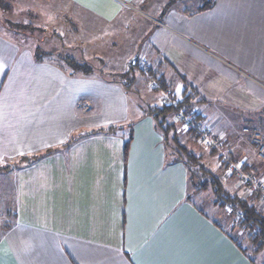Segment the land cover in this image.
<instances>
[{"label": "crops", "instance_id": "obj_1", "mask_svg": "<svg viewBox=\"0 0 264 264\" xmlns=\"http://www.w3.org/2000/svg\"><path fill=\"white\" fill-rule=\"evenodd\" d=\"M0 2V264H252L215 204L213 219L195 200L149 112L158 97L195 92L223 154L254 159L244 129L222 123L235 111L264 130V0ZM90 56L135 82L138 58L165 83L156 104L141 109L124 82L66 61Z\"/></svg>", "mask_w": 264, "mask_h": 264}, {"label": "trees", "instance_id": "obj_2", "mask_svg": "<svg viewBox=\"0 0 264 264\" xmlns=\"http://www.w3.org/2000/svg\"><path fill=\"white\" fill-rule=\"evenodd\" d=\"M210 3L212 4V0H210ZM209 8L210 7L206 9ZM66 61L76 73H95L94 65L90 63L77 62L74 59H67ZM136 67H139V63H137L135 67H131V71L135 70ZM143 70L150 75V80L152 83H155L154 81H157V84H155L158 86V90H161L162 86H165V83L162 81V79H156L155 74H153L151 70ZM101 73L104 74L103 72ZM129 74L130 72L124 74V76L119 74H109V79L107 77L106 79L112 82H124L125 88L129 90L131 89V86H129L130 84L128 85L125 82L126 77ZM166 92L167 91H165V93ZM168 96L170 95L168 94ZM194 102L195 104H198L202 101L198 100V98H196V93L191 91L189 92L188 96L181 99L178 105L162 106L160 104L153 107L150 110L149 114L153 117V119H155L165 143L171 149V155L173 158L172 163H180L188 169L191 175V180L193 181V184L195 185L197 191L201 193L210 191L214 196L215 206H217L218 209L220 208L221 210H227V207H232L235 213L241 214V218L238 220L235 216L236 214L230 213L235 220L233 230L236 229L245 235L244 241L249 244L250 249L244 247L241 242L238 241L230 232H228L227 234L229 236V239L237 245V247L246 255V257L252 264H264V210L260 208L259 199L261 198V195L255 194L254 197H241L237 190L234 189V192H232V187L230 183H228L231 180H234L236 176L234 174H230L228 175V177H225V175L229 172V165L227 163L237 164L241 159H235L226 154H223L224 149H220L219 146L204 147L200 143V133L198 129L199 126H203V124L198 122V120H200V116H198L197 114H195V122L197 123V126L191 130L183 131L191 135L194 141L193 143L198 144L200 147L190 146V144H183V135H181L182 129L180 131L179 128H181V126L175 121V115L181 110L196 113L195 111H193ZM116 129V127H109L108 129H101L99 130V132L111 133L116 131ZM207 154L210 157L216 156L218 158L219 163L221 164V168H223L224 170L222 176H224L226 180L225 183L220 177L213 174L205 167L204 161L210 158L206 157ZM35 159L36 158H32V161ZM252 161L248 159L245 160L242 164V171L248 173H257L259 171L258 167H260L261 164H264V161H260L258 159H256L257 162L255 161V159L253 162ZM196 175L202 176L204 179V181L199 185L194 182Z\"/></svg>", "mask_w": 264, "mask_h": 264}, {"label": "rangeland", "instance_id": "obj_3", "mask_svg": "<svg viewBox=\"0 0 264 264\" xmlns=\"http://www.w3.org/2000/svg\"><path fill=\"white\" fill-rule=\"evenodd\" d=\"M0 7H2L3 9L5 8V5L4 3L0 2ZM7 7V6H6ZM1 8V9H2ZM8 8V7H7ZM0 9V10H1ZM2 10L0 11V15L2 14L1 13ZM4 13V11H3ZM6 18H9L11 19V24H15V26H21L19 24H22V25H27V24H30L31 25L29 26L30 28H35L37 30H39V28L37 27H40V25L38 26V23L33 20V19H26L25 21L24 20H15L14 18H10L8 16H6ZM20 21H24V22H20ZM92 26L93 27H97V25L92 21ZM44 27V26H42ZM30 28H27L25 27V29H28L29 33L32 34L33 36H46V38H49V34H41L40 32H36L33 28L30 29ZM44 29V28H43ZM41 30V29H40ZM90 38H95L96 35L91 33L90 35ZM92 52V51H90ZM68 59V58H67ZM71 59V58H69ZM74 60H76L77 62H83L82 60H77L75 58H73ZM143 59V57H142ZM89 62H86V63H90L92 65H94V68H95V72L100 74L101 72H103L104 76L105 77H109V73H115L117 72V67L115 65V60L113 59H110V60H107V59H104L103 60V57L102 56H97V58H94L93 56L89 57ZM108 62V63H107ZM144 65V64H143ZM143 69H147L146 66H141ZM121 69V67H118ZM143 69L139 68V67H136L135 68V79H136V82L133 81V77L132 76H127L126 77V80L125 82L131 86V90L133 91L134 95L136 97H134L136 100H138L140 102V105L143 107L141 109H144L146 108L147 105H150V106H154L156 104V99L154 100L152 97L154 96V94L156 92H160V90H153L151 88V85L153 84L150 80V75L144 71ZM121 74V73H120ZM124 76V74H123ZM109 79V78H108ZM132 82V83H131ZM151 82V83H150ZM155 83L157 81H154ZM125 83V84H126ZM157 84V83H156ZM132 98V99H134ZM163 98H165V96H163ZM163 98L161 99L160 97H158V103L159 105L161 104V101L163 100ZM135 99L130 101V105L131 106H135ZM144 104V105H143ZM219 109H222V108H219ZM235 111H229V116H232V120L229 121L228 119L225 120L224 123H222V125L224 127H228V128H233L235 126L238 127L237 130H233L232 131V134L236 137L238 135H245L242 130L244 129V132L246 133L247 136V140H246V153L250 152L251 149L254 150V153L256 154V146L253 142V133L255 131H260L263 136H264V130H263V125H261L262 122H260L256 116V118L251 120V122L247 123V121H245L246 119V114H243V113H240V112H236L234 113ZM234 113V114H233ZM248 127V129L246 128ZM182 130H184L183 128H181ZM211 133V132H210ZM221 138V145L219 146L220 149H223L222 147H224V139L222 137ZM200 143L205 147V146H209L207 144V142H203L201 139L199 140ZM248 141V142H247ZM248 143H250L251 145H249ZM254 146H253V144ZM254 159L256 161L257 159V155L255 156L254 155ZM254 159H251V161ZM252 161V162H253ZM205 162V167L211 171L213 174L217 175L218 177H220L223 182L225 183V178L223 175L224 173V170L223 168H221V164L219 163V160L217 157H214V159H211L209 158L208 160L204 161ZM244 161L240 160L238 161V163H242L243 164ZM257 162V161H256ZM260 165V164H259ZM259 171L257 173L255 172H249L250 174L252 175H255L257 178H260V179H264V164H261L260 167H258ZM228 175H230V172H228V174L225 175V177H228ZM236 177L234 178V180H231L230 182V185H231V189H232V192H234V189L237 190V192H239L240 196L244 197V198H247V197H254V195L256 193H252L250 192L248 189H246V187L244 186L243 182H242V178L238 177L237 174H234ZM204 181L203 177L202 176H199V175H196L195 176V180L194 182H196V184H201L202 182ZM230 189V190H231ZM195 189L193 187H190V194L192 196V193ZM195 193H196V190H195ZM194 194V193H193ZM200 196H202V198L200 200H197L195 199L196 196L194 194V196H192V199L196 200L199 204H200V207L203 208V210L208 214V216H210L211 218L215 219L214 218V215H213V212L211 210V208H213V204H215V201H214V196L213 194L209 191V192H203V193H200ZM259 203H260V208L262 210H264V202L262 201V198L259 199ZM202 204V205H201ZM204 205V206H203ZM217 207V206H216ZM218 209V208H217ZM220 209V208H219ZM218 209V214H219V217L222 218L220 220L221 223H225V225L227 226V228H225L227 230V232H230L233 234V236L241 242V244L244 246V247H247V249L249 248V244L244 241L245 240V235L241 232H239L238 230H233V227H234V224H235V220L234 218L232 217V215L229 213L228 211V207H227V210H219ZM217 219V218H216ZM218 221V220H217ZM219 222V221H218ZM250 249V248H249Z\"/></svg>", "mask_w": 264, "mask_h": 264}, {"label": "built area", "instance_id": "obj_4", "mask_svg": "<svg viewBox=\"0 0 264 264\" xmlns=\"http://www.w3.org/2000/svg\"><path fill=\"white\" fill-rule=\"evenodd\" d=\"M153 90H158V86L153 83L151 85ZM181 99L170 97L168 95L163 98L161 101L162 106H172L178 105ZM175 121L184 129L191 130L196 127L197 123L195 122V113L181 110L175 115ZM200 139L203 142H207L209 147H217L221 145L220 137H212L210 133L211 130L208 127L199 126ZM253 142L256 146V155L257 159L260 161H264V136L260 131H255L252 135ZM229 172L230 174H237L238 177L242 178V182L246 189H248L252 193L260 194L262 201L264 202V179L257 178L255 175H252L248 172L242 171V163L230 164ZM229 213L236 214V218L239 220L241 218L240 213H235L232 207H228Z\"/></svg>", "mask_w": 264, "mask_h": 264}, {"label": "water", "instance_id": "obj_5", "mask_svg": "<svg viewBox=\"0 0 264 264\" xmlns=\"http://www.w3.org/2000/svg\"><path fill=\"white\" fill-rule=\"evenodd\" d=\"M138 61V58L134 59V61L132 62V65H136Z\"/></svg>", "mask_w": 264, "mask_h": 264}]
</instances>
